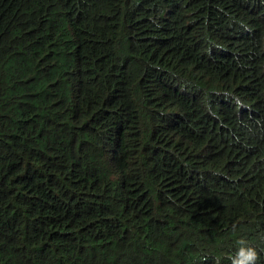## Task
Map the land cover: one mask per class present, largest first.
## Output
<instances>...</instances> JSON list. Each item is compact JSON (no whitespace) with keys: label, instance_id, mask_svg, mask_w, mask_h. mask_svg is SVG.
<instances>
[{"label":"trees","instance_id":"trees-1","mask_svg":"<svg viewBox=\"0 0 264 264\" xmlns=\"http://www.w3.org/2000/svg\"><path fill=\"white\" fill-rule=\"evenodd\" d=\"M264 264V0H0V264Z\"/></svg>","mask_w":264,"mask_h":264},{"label":"clouds","instance_id":"clouds-1","mask_svg":"<svg viewBox=\"0 0 264 264\" xmlns=\"http://www.w3.org/2000/svg\"><path fill=\"white\" fill-rule=\"evenodd\" d=\"M258 250L241 236L235 241V249L230 257L231 264H257Z\"/></svg>","mask_w":264,"mask_h":264}]
</instances>
